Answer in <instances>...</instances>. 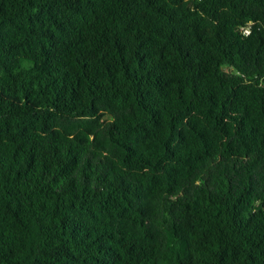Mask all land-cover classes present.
I'll return each instance as SVG.
<instances>
[{"label": "trees", "instance_id": "obj_1", "mask_svg": "<svg viewBox=\"0 0 264 264\" xmlns=\"http://www.w3.org/2000/svg\"><path fill=\"white\" fill-rule=\"evenodd\" d=\"M0 264H264V0H0Z\"/></svg>", "mask_w": 264, "mask_h": 264}, {"label": "built area", "instance_id": "obj_2", "mask_svg": "<svg viewBox=\"0 0 264 264\" xmlns=\"http://www.w3.org/2000/svg\"><path fill=\"white\" fill-rule=\"evenodd\" d=\"M244 31H245L246 33H249V32H250V31H249V28H245Z\"/></svg>", "mask_w": 264, "mask_h": 264}]
</instances>
